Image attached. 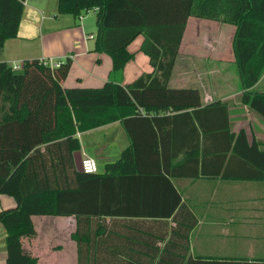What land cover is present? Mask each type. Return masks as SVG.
Instances as JSON below:
<instances>
[{
	"label": "trees",
	"instance_id": "16d2710c",
	"mask_svg": "<svg viewBox=\"0 0 264 264\" xmlns=\"http://www.w3.org/2000/svg\"><path fill=\"white\" fill-rule=\"evenodd\" d=\"M24 2L0 0V49L17 37ZM94 10L93 52L111 58L112 73L133 59L127 47L138 36L152 71L124 86L65 89L70 58L56 68L25 61L18 72L0 63V195L16 203L0 211L6 264H37L21 245L35 235V216L76 218L77 264H248L191 256L198 217L173 180L250 179L235 167L260 164L264 153L244 130L231 133L225 103L202 106L197 90L167 83L189 17L233 25L242 103L264 118V93L253 91L264 73V0H58L61 15ZM117 121L129 146L103 174L77 172L76 132ZM181 132L190 148L179 160L165 148Z\"/></svg>",
	"mask_w": 264,
	"mask_h": 264
},
{
	"label": "crops",
	"instance_id": "0c3cea01",
	"mask_svg": "<svg viewBox=\"0 0 264 264\" xmlns=\"http://www.w3.org/2000/svg\"><path fill=\"white\" fill-rule=\"evenodd\" d=\"M57 10L58 0H25L17 37L6 41L0 49V63L12 67L31 60L63 63L70 58L71 67L62 83L65 89L100 88L108 81L124 86L151 73L149 58L140 51L143 36H138L128 45L127 50L133 54V59L125 65L122 73H112L111 58L105 53L93 52L96 11H91L95 21L87 26L85 19L90 12L80 20L72 15L58 14ZM192 18H188L167 87L197 90L202 106L218 100L225 103L231 133L238 134L244 130L248 144L256 143L258 150L264 153V118L242 103L232 50L235 27ZM190 27L193 33L186 40ZM89 36L93 38L89 39ZM211 56L214 62L210 64L205 59ZM177 65L181 76L171 85ZM231 70L237 77V86L228 91L226 82L234 81L228 78ZM253 91L264 93V73ZM76 137L81 156L95 161L94 156H99L105 166L116 161L129 146V139L119 121L76 132ZM152 139V132H149V142ZM169 139L171 143L165 148L166 152L178 153L181 156L179 160L182 159L190 148L188 132H181L177 138L172 135ZM242 167L236 166L235 170L237 173L245 171L252 176L250 179L173 180L182 199L198 217L190 239L192 257L248 264L264 260V180L254 179L263 171L264 160L260 158V164L252 162ZM15 205L12 197L0 195V211ZM32 222L35 235L22 238L24 253L36 258L37 264H77L76 243L71 238L76 229L74 216H35ZM5 236L3 227H0V264H6Z\"/></svg>",
	"mask_w": 264,
	"mask_h": 264
},
{
	"label": "rangeland",
	"instance_id": "374dc122",
	"mask_svg": "<svg viewBox=\"0 0 264 264\" xmlns=\"http://www.w3.org/2000/svg\"><path fill=\"white\" fill-rule=\"evenodd\" d=\"M86 16H87V18L85 19L86 20L85 21V25L88 26L90 23H93L95 21L93 13L90 12ZM83 17H85V14H84ZM192 20H199V19L192 18ZM87 29H89V27ZM92 31H93V29H92ZM191 33H193V31H192V29L190 27L188 29V32H187L186 40H188L189 35H191ZM205 60H206V62H210V64L214 62V59H213L212 56L210 58H206ZM180 76H181V69H180V66L177 65L176 69L174 70V73H173V76H172L170 84L174 85L175 80L177 78H179ZM225 78H226V76H224V79ZM228 78L234 79V81L231 82L229 80V82H226V89H228V91L234 90V88L237 86V77H236V75H235L233 70L230 71ZM259 90H262V88L260 87ZM94 157L97 159L96 161H97V165H98V173L99 174H103L105 172V162L102 161L99 158V156H94Z\"/></svg>",
	"mask_w": 264,
	"mask_h": 264
},
{
	"label": "built area",
	"instance_id": "2783aa9c",
	"mask_svg": "<svg viewBox=\"0 0 264 264\" xmlns=\"http://www.w3.org/2000/svg\"><path fill=\"white\" fill-rule=\"evenodd\" d=\"M96 11V10H94ZM83 16H81L79 19L81 20ZM92 36H89V39H92ZM41 62L44 65L49 66L50 68H56L59 67L60 63L59 62H52V61H47V60H41ZM23 67L22 65H14L11 67L12 71L18 72L21 71ZM81 168H82V173L84 174H96L98 173V167L97 163L93 158H90L88 156H83L81 159Z\"/></svg>",
	"mask_w": 264,
	"mask_h": 264
},
{
	"label": "water",
	"instance_id": "95a60500",
	"mask_svg": "<svg viewBox=\"0 0 264 264\" xmlns=\"http://www.w3.org/2000/svg\"><path fill=\"white\" fill-rule=\"evenodd\" d=\"M81 159H82V156H81L80 151L74 153V155H73L74 167H75L76 171L79 173H82Z\"/></svg>",
	"mask_w": 264,
	"mask_h": 264
}]
</instances>
